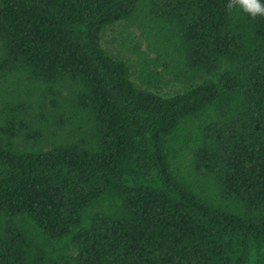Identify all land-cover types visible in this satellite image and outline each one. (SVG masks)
I'll return each mask as SVG.
<instances>
[{"label": "trees", "instance_id": "1", "mask_svg": "<svg viewBox=\"0 0 264 264\" xmlns=\"http://www.w3.org/2000/svg\"><path fill=\"white\" fill-rule=\"evenodd\" d=\"M226 3L0 0V264H264V17Z\"/></svg>", "mask_w": 264, "mask_h": 264}, {"label": "rangeland", "instance_id": "2", "mask_svg": "<svg viewBox=\"0 0 264 264\" xmlns=\"http://www.w3.org/2000/svg\"><path fill=\"white\" fill-rule=\"evenodd\" d=\"M137 31L133 27H125L122 22L113 23L105 27L100 33V43L102 47L109 50L112 54L125 52L129 55V52L126 51L124 46H128L136 39ZM141 46L143 47V42L141 41ZM126 55V56H127ZM176 88V84L172 81L163 82L158 91L161 93H170Z\"/></svg>", "mask_w": 264, "mask_h": 264}, {"label": "clouds", "instance_id": "3", "mask_svg": "<svg viewBox=\"0 0 264 264\" xmlns=\"http://www.w3.org/2000/svg\"><path fill=\"white\" fill-rule=\"evenodd\" d=\"M224 7L228 13L239 9L253 19L264 17V4L261 3V0H227Z\"/></svg>", "mask_w": 264, "mask_h": 264}]
</instances>
